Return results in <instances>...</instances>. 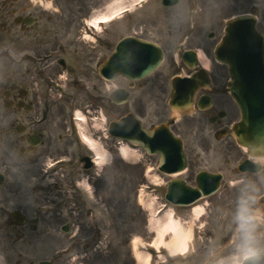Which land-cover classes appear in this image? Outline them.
I'll use <instances>...</instances> for the list:
<instances>
[{"label": "flooded vegetation", "instance_id": "flooded-vegetation-1", "mask_svg": "<svg viewBox=\"0 0 264 264\" xmlns=\"http://www.w3.org/2000/svg\"><path fill=\"white\" fill-rule=\"evenodd\" d=\"M113 2L0 0V254L7 264L70 263L74 249L67 250V256L60 253L57 211L10 202L5 188L15 173L12 169H40L50 156L68 153L69 143L74 142L69 134L73 137L76 107L91 113L105 110L112 91L127 89L128 101L116 106H132L143 126L152 128L170 118L173 79L178 78L182 94L193 98L192 110L182 117L191 134L183 136L172 125L183 138L186 181L195 185L202 170L234 171V163L238 167L248 156L231 132L241 112L227 90L228 68L216 61L214 51L224 34V9L233 15L255 8L260 19L257 6L264 0H256L253 8L251 0H178L170 6L164 0H144L126 13L124 23L95 29V13L111 10ZM126 4L130 10V2ZM257 28L264 34V22L257 23ZM126 36L156 41L164 59L144 77L129 80L120 73L114 80L107 79L99 67ZM191 77L196 79L187 80ZM260 172L264 173V167ZM254 174L237 172L232 184ZM49 179L54 181L50 185L55 201L59 184ZM226 187L227 202H232L234 187ZM42 205L48 206L47 202ZM86 212L88 217L93 215ZM66 221L70 229L75 227V219ZM221 224L228 239L227 220Z\"/></svg>", "mask_w": 264, "mask_h": 264}, {"label": "rangeland", "instance_id": "rangeland-1", "mask_svg": "<svg viewBox=\"0 0 264 264\" xmlns=\"http://www.w3.org/2000/svg\"><path fill=\"white\" fill-rule=\"evenodd\" d=\"M250 6H257L256 0H251ZM257 7L261 8L260 21L262 23L264 22V13H262L264 12V3ZM231 13L232 10L226 8L223 16L228 17ZM106 104L107 111L105 114L108 124L128 110L133 111L132 106H129V109L125 105L118 108L109 99ZM161 108H163L162 105ZM152 109H156V106ZM169 112L173 115L171 110ZM183 121L184 119H180L176 123L178 133L183 136L190 135L191 133L187 131ZM93 135L96 140L101 142L107 158L104 162L100 161L98 167L92 169L90 178L79 161V148L80 152L88 150L83 143L79 144L78 149L74 144H71V153H62L46 159L47 162H54L57 157L68 158L57 165L59 173L54 176L59 182L58 201L51 202L53 192H51L52 187L49 181H47L49 184L47 190L46 183L37 178L36 174L39 173L40 169L31 166L21 170L12 169L15 173H11L5 188L9 192L11 202H24L34 206L47 202L48 206L44 208L57 210L58 215L62 217L60 227L62 221L67 217L80 218V221L77 222L80 225L77 237H72L77 227L72 234L63 233L61 230L59 232L60 248L74 247L73 256L80 255L75 259L72 257L69 264H137L134 240L138 239L142 242V245L138 247L141 253L144 255L151 253L150 264H197L199 253L210 239L220 238L223 241L226 239L222 233L221 222L227 220L224 214L231 207L232 202H227L228 193L222 188L216 194L208 197L210 204H205V209L208 212L205 213L203 210L200 217L193 215V206L174 207L177 214L182 217L183 227L194 229L187 253L171 258L165 249L156 251L149 245L157 236L158 228H160L158 224L154 226L151 223L154 220L152 211L160 205V202L165 201L166 187L163 185V181L169 179L170 176L157 172L155 173L157 176L156 184H153L151 182L153 178L147 175L146 168L156 165L158 156H147L138 149L136 151L138 155L127 160L122 157L116 138L104 137L100 130H96ZM77 136V134H73L76 139ZM59 150L63 149L60 148ZM92 153L95 154L93 151ZM76 179L81 182L79 185ZM147 185H150V188ZM142 188L144 191L141 190ZM0 193L1 197L3 192ZM155 196H158L159 200L152 208L147 207L142 202L143 199L149 200ZM81 202L84 203L85 209L78 214L76 211ZM197 203L203 205L202 201ZM87 208L94 211L95 217L93 216L91 219L86 217ZM97 235L98 237H96ZM166 238L170 241L172 235L167 234ZM100 239L104 243L101 245L102 249L99 250L98 248L93 251L88 249L87 256L84 255L83 251L80 254L77 253L79 245L82 250L86 243L91 244Z\"/></svg>", "mask_w": 264, "mask_h": 264}, {"label": "water", "instance_id": "water-1", "mask_svg": "<svg viewBox=\"0 0 264 264\" xmlns=\"http://www.w3.org/2000/svg\"><path fill=\"white\" fill-rule=\"evenodd\" d=\"M223 41L216 50L219 60L228 63L234 79L233 94L236 96L245 116L248 115L247 103L251 112L258 114L254 132L257 137L250 142L246 135L245 126L248 118H243L239 125L238 138L240 143L248 145L251 150L256 148L264 150V48L262 36L255 29V19L252 15L244 14L237 16L228 22ZM132 39L122 40L117 47L114 56L108 61V66L114 72H123L128 77H133L135 69L144 75L152 71L161 61L155 47L149 46L147 57L144 59L140 52L132 44ZM139 49H143L140 46ZM150 56V57H149ZM117 62V63H116ZM104 68V65H103ZM261 112V113H260ZM110 131L116 136H123L134 143L141 144L149 152L158 149L161 153L160 169L172 173L185 168V157L181 142L169 131L167 125H161L154 131L143 130L133 114H128L120 121L111 123ZM134 131H136L134 133ZM134 134V135H133ZM141 139L136 140L135 135ZM221 175H214L204 181L199 180V188H193L177 177L168 184L166 198L174 204L186 205L193 203L203 195L214 192L219 185Z\"/></svg>", "mask_w": 264, "mask_h": 264}, {"label": "clouds", "instance_id": "clouds-1", "mask_svg": "<svg viewBox=\"0 0 264 264\" xmlns=\"http://www.w3.org/2000/svg\"><path fill=\"white\" fill-rule=\"evenodd\" d=\"M231 207L224 214L228 239H210L197 264H264V173L237 179ZM0 264H7L0 254Z\"/></svg>", "mask_w": 264, "mask_h": 264}, {"label": "bare ground", "instance_id": "bare-ground-1", "mask_svg": "<svg viewBox=\"0 0 264 264\" xmlns=\"http://www.w3.org/2000/svg\"><path fill=\"white\" fill-rule=\"evenodd\" d=\"M124 1L125 0H114V5L112 4L110 5L112 6L111 10L107 12L100 11V12L95 13L93 20L95 19V22L103 21V19L109 21L110 19L114 18L111 15H114L115 12L118 11L116 15L121 14L122 12L121 8L125 6L123 5ZM85 137L90 147L94 151H96L97 154L99 155L98 158L100 159V161L104 162V160L107 158V154L102 149V146L100 145V143H98L97 141L93 140L92 138L88 136H85ZM120 151H121L122 157L127 160L132 159L133 157L138 155L136 153V150L131 148V146H129L126 143L122 144ZM256 159L260 161H264V155L258 156L256 157ZM149 176H151L154 180L157 178L155 173H152ZM142 201L144 204H146L149 207H154L155 205V201L153 199H149V200L143 199ZM203 210L204 208L200 204H195L193 207V213L195 216H199L203 212ZM160 218L161 219L159 220L156 219L157 220L156 222L160 228H158L156 241L154 243H151L152 246L159 247V245H163L172 254L183 253L187 249L189 241L192 238V230H193L192 227L185 229L180 219L176 217L175 210L173 208L169 209L165 214H162ZM169 233L172 235V239L170 241L169 240L166 241L167 239L166 235ZM140 244H141V241L139 239L134 240V247H135V250L137 251V256H136L137 264H149L151 254L150 253L148 255L142 254L138 248Z\"/></svg>", "mask_w": 264, "mask_h": 264}]
</instances>
